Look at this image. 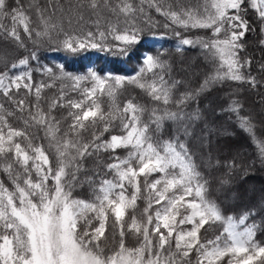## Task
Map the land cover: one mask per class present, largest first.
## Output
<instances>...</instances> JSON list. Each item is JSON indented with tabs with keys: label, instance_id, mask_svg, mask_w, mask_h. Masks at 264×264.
<instances>
[{
	"label": "snow or ice",
	"instance_id": "snow-or-ice-1",
	"mask_svg": "<svg viewBox=\"0 0 264 264\" xmlns=\"http://www.w3.org/2000/svg\"><path fill=\"white\" fill-rule=\"evenodd\" d=\"M153 10L178 51L200 49L202 73L151 48L127 77L41 63L53 44L128 56L158 25ZM250 44L264 51V0H0V264H264V196L224 206L264 168V58ZM225 122L247 136L251 162L222 142Z\"/></svg>",
	"mask_w": 264,
	"mask_h": 264
},
{
	"label": "trees",
	"instance_id": "trees-1",
	"mask_svg": "<svg viewBox=\"0 0 264 264\" xmlns=\"http://www.w3.org/2000/svg\"><path fill=\"white\" fill-rule=\"evenodd\" d=\"M62 3H66V0H61ZM166 3H176L186 5L188 7H196L200 0H165ZM151 15L154 21H158V25L155 27L145 28L143 35L150 37L153 35H159L162 37L161 44L154 46L148 42L142 45L134 47L128 56L121 55L115 49L108 51L107 48L101 50L100 48H86L80 49L76 52L65 50L62 45H44L40 48L39 54L41 55V63L48 66H55L57 69L62 65L64 72L75 75L77 73H83L86 70L95 71L102 76H131L135 74L136 70L140 66L139 54L144 48H151L153 53L159 50H165L168 56L174 63V67L177 70H187L191 76L192 73H202L204 71V62L201 56L199 48H191L188 46H181V50H177L179 38L175 35L172 28H165L163 24L166 22L163 16L155 13L153 10ZM87 18V17H86ZM73 29L87 31L89 28L95 31V28L91 23L77 25L75 22L72 26ZM103 30V28H101ZM176 31H180L182 35L197 36L204 35L206 30L192 29L185 31L180 28H176ZM254 36H249L250 42L253 41ZM108 43H115L108 39ZM250 55L256 58V61H261L264 58V51H261L259 47H253L250 44L248 49ZM54 56L53 60L48 58V55ZM258 67V64L255 65ZM256 71H253V75H257ZM40 77L37 76V80ZM124 96H136L138 89H135L132 85H125L122 89ZM75 95V94H73ZM215 94L213 99H215ZM257 99L255 95L245 93L242 100H246V106L254 108L256 112H260L261 109L258 105L253 102ZM225 127L228 132L225 134L226 139L222 142L228 144L233 152H239L244 160L251 162L255 157L253 155L254 149L251 146L247 136L241 132L235 126L225 122ZM258 134L262 130L260 125H257ZM257 182V183H256ZM257 185V186H254ZM219 195V192L215 193ZM264 196V168H261L259 161L255 162V166L245 174L244 179L239 181L232 194L228 199L224 201V206L229 210L230 214H235L243 210L246 206L252 204L259 205L261 197ZM257 222H260V217H256ZM214 226L209 228L208 235L212 236L216 232ZM258 240L264 241V232H257Z\"/></svg>",
	"mask_w": 264,
	"mask_h": 264
},
{
	"label": "rangeland",
	"instance_id": "rangeland-1",
	"mask_svg": "<svg viewBox=\"0 0 264 264\" xmlns=\"http://www.w3.org/2000/svg\"><path fill=\"white\" fill-rule=\"evenodd\" d=\"M152 37H155V39H152ZM161 41H162V37L159 36V35H153V36H150L149 39L147 40V42L151 45H154V46H159L161 44ZM48 58L50 60H53L54 56L52 54H49L48 55ZM50 67H53L54 69H57L55 66H50ZM89 72V70H86L85 72L83 73H77L75 75H72V76H81V75H86L87 73ZM71 81H66L64 82V85L65 87H69L71 85ZM61 85L58 84V87H60ZM257 183V182H256ZM254 186H257L254 184Z\"/></svg>",
	"mask_w": 264,
	"mask_h": 264
}]
</instances>
